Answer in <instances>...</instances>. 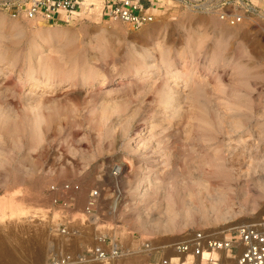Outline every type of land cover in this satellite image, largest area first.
<instances>
[{"label": "rangeland", "instance_id": "1", "mask_svg": "<svg viewBox=\"0 0 264 264\" xmlns=\"http://www.w3.org/2000/svg\"><path fill=\"white\" fill-rule=\"evenodd\" d=\"M94 2L44 37L0 11V159L21 177L0 174V264L7 252L10 264H45L102 234L159 248L264 216V23L174 9L133 28ZM62 183L81 188L69 210L49 190ZM62 216L71 239L57 232ZM152 254L162 257L113 264Z\"/></svg>", "mask_w": 264, "mask_h": 264}, {"label": "built area", "instance_id": "2", "mask_svg": "<svg viewBox=\"0 0 264 264\" xmlns=\"http://www.w3.org/2000/svg\"><path fill=\"white\" fill-rule=\"evenodd\" d=\"M89 0H0V11L14 19H41L48 24H72L87 11ZM94 1V0H93ZM102 18L141 28L154 22L160 13L184 9L193 13L214 16L220 21L238 26L247 18L264 23V0H96ZM96 5V4H95ZM95 5L91 6L95 7ZM85 13V12H84ZM79 184H53L49 190L56 194L54 205L69 210L73 201L70 193L80 191ZM101 190L90 191L85 214L95 215ZM57 226L60 236L71 239L69 216L60 217ZM71 242V241H70ZM53 252L45 264H112L128 256L161 251L162 257L154 264H264V216L222 232L198 230L184 240L156 248L148 241L127 245L120 238L102 234L97 242L81 250L70 248ZM171 253H168V252Z\"/></svg>", "mask_w": 264, "mask_h": 264}, {"label": "bare ground", "instance_id": "3", "mask_svg": "<svg viewBox=\"0 0 264 264\" xmlns=\"http://www.w3.org/2000/svg\"><path fill=\"white\" fill-rule=\"evenodd\" d=\"M96 3L94 2V1H92V0H89L88 2H87V6H86V8H87V11L89 10V9H91V10H93L94 8L92 7L91 8V6H93V5H95ZM97 5V4H96ZM16 20H18V19H16ZM11 22V21H10ZM31 22H33V24L34 23H38V25H39V32H36L35 34H38L39 36H42V37H44L43 35H45L46 33L45 32H42L41 31V28L42 27H44V26H46L47 27V22L46 21H42L41 19H32V21ZM5 23V22H4ZM9 23V22H8ZM7 23V24H8ZM224 23V22H223ZM1 24H2V22H1ZM7 26H4V28H6ZM10 27V26H9ZM8 27V28H9ZM20 27H22V26H20ZM45 27V28H46ZM49 27V26H48ZM27 28V27H26ZM7 29V28H6ZM23 30V29H22ZM38 30V29H37ZM42 30H43V28H42ZM41 31V32H40ZM53 33H51V34H47V36H48V38L49 37H53V35H52ZM55 34V33H54ZM59 38L61 37V35L60 34H58L57 35ZM55 37V36H54ZM44 39V38H43ZM48 42V41H47ZM45 44V43H44ZM146 71V70H145ZM148 71V70H147ZM136 72H138V71H136ZM144 72V71H143ZM117 85H122L123 83L121 82V81H118L117 83H116ZM125 85V84H124ZM1 152V151H0ZM1 155V154H0ZM5 156V155H4ZM5 160V159H4ZM2 162H4L3 160H1L0 159V174H2L3 173V171L4 172H6L7 174H5V176H8V178H12L13 177V179H15L16 181H19L20 179H21V177H20V175H18L19 173L17 172L18 171V169L16 168V169H14V172H12L11 171V169L9 168V167H7V166H5V165H3L2 164ZM122 171H123V167H121V166H119V168L117 169V171H116V174L118 175V174H121L122 173ZM4 174V173H3ZM195 185H199V183H197V182H195ZM200 185H202L203 186V184H200ZM201 194L203 195V196H205L206 195V197H207V194L201 189ZM205 197V198H206ZM3 200V198L0 200V202ZM184 202H185V199H184ZM8 209H10V207H8L7 205H5V204H2L1 205V210H2V222H6L7 220H9V215H8ZM174 222V221H173ZM8 253V252H7ZM7 253H5L3 256H2V262L4 263V264H10V263H14V257L12 256V255H9V254H7Z\"/></svg>", "mask_w": 264, "mask_h": 264}, {"label": "crops", "instance_id": "4", "mask_svg": "<svg viewBox=\"0 0 264 264\" xmlns=\"http://www.w3.org/2000/svg\"><path fill=\"white\" fill-rule=\"evenodd\" d=\"M70 248H72V249H74V250H78L79 248H77V246H75L74 244H72V242H71V246H70ZM151 253V252H150ZM144 254V253H143ZM154 254H156V253H154ZM147 255V254H146ZM157 260H158V258H157V256H155V255H151L150 256V262L151 263H155V262H157ZM115 262H117V261H115ZM115 262H113V263H115ZM112 263V264H113ZM90 264H95V263H90Z\"/></svg>", "mask_w": 264, "mask_h": 264}]
</instances>
